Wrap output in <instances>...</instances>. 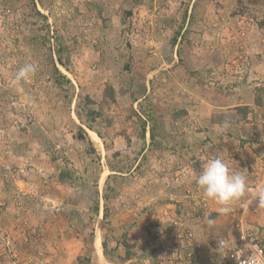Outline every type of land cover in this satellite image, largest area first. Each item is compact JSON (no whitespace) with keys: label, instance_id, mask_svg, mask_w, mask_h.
Returning <instances> with one entry per match:
<instances>
[{"label":"rangeland","instance_id":"374dc122","mask_svg":"<svg viewBox=\"0 0 264 264\" xmlns=\"http://www.w3.org/2000/svg\"><path fill=\"white\" fill-rule=\"evenodd\" d=\"M209 35L222 40L215 63L225 62L201 77L215 78L209 88L188 69L187 91L222 101L234 84L252 83L253 106L234 116L251 113L241 130L264 146V0H0V264L163 261L177 220L209 254L242 226L264 237V209L252 199L261 166L245 169L249 191L228 214L206 203L190 223L135 211L152 202L157 168L145 135L181 79L154 71V57L170 39ZM26 62L37 71L17 83Z\"/></svg>","mask_w":264,"mask_h":264},{"label":"crops","instance_id":"0c3cea01","mask_svg":"<svg viewBox=\"0 0 264 264\" xmlns=\"http://www.w3.org/2000/svg\"><path fill=\"white\" fill-rule=\"evenodd\" d=\"M221 41L219 36L209 35L202 38L196 37L195 41L192 40V42L185 40L177 46L173 45L170 39L164 51L159 52L154 57L159 61L153 62L157 66V70L154 71H166L165 75L168 76L170 83L175 82L174 74L181 76V79L178 83V96L164 98L163 106L157 110V114L152 120V123L157 124L158 129L153 132L149 131L145 135L146 144L144 148L155 156V167L160 169L157 166L159 163L164 167L163 170L155 168L156 171L153 173L152 184L150 185L151 190H153L152 202L149 201L148 203L146 199L140 200L138 204L140 207L135 209V211L141 210V219L152 211L148 216L150 218H161L169 221L181 217L190 223L189 219L192 218L194 209L202 208L201 204L206 203L207 208L216 207L214 202L206 200L202 196L195 183L196 175L210 157H222L233 171L236 169L245 170L248 167H254V165L257 166V169L259 166L264 169L263 144L258 145L256 141H251L255 137V133L252 131L241 130L243 126V128L249 127L247 120H251V113L247 115L246 119H244L245 117L242 119L234 116L236 108L253 106L252 102L250 103L252 83L247 84L246 81L239 79L241 82L234 84L232 90L229 91L232 94L226 92L229 97H224L226 100L222 101L217 97L204 98L199 93L196 97V91L191 93L187 91L189 85L188 69L191 71L200 69L203 74L201 76L195 74V76H200V79L209 69V66L213 67L214 71L210 70L211 72L218 73L219 62H225L223 59L215 63ZM212 43H215L217 47L214 45L215 50L207 51V46L209 48ZM159 63L160 65H157ZM228 75L231 76L232 73ZM197 80L199 79L197 78L195 83L198 88ZM201 81L206 82L208 88L212 86L211 84L215 85V78L211 76ZM222 84L225 85L224 79ZM214 88L216 89V87ZM195 97L196 99H194ZM116 143L120 144V140ZM251 144L255 146L253 147ZM252 159L254 162L251 161ZM183 178L187 179V182L184 183L185 179ZM163 185L167 191L161 189ZM187 188H190L192 195L187 194L189 191L186 190ZM143 205L150 206V209L143 210ZM178 211L180 212L178 213ZM124 215L127 214L124 213ZM225 261L218 256L212 257L205 251L200 254L196 261L187 264L229 263ZM145 264L174 263L168 259L163 261L154 259L152 262L147 259Z\"/></svg>","mask_w":264,"mask_h":264},{"label":"clouds","instance_id":"9594fccd","mask_svg":"<svg viewBox=\"0 0 264 264\" xmlns=\"http://www.w3.org/2000/svg\"><path fill=\"white\" fill-rule=\"evenodd\" d=\"M37 71L35 63L26 62L18 68L14 80L19 83L27 81ZM247 170L233 171L220 156L210 157L203 164L202 170L196 175L195 183L202 196L218 205L217 212L221 215L231 212V206L249 191ZM253 200L257 208L264 209V186L256 188ZM209 224L214 223L207 218ZM222 251L221 245L219 248Z\"/></svg>","mask_w":264,"mask_h":264},{"label":"built area","instance_id":"2783aa9c","mask_svg":"<svg viewBox=\"0 0 264 264\" xmlns=\"http://www.w3.org/2000/svg\"><path fill=\"white\" fill-rule=\"evenodd\" d=\"M183 223L181 220L174 222L177 235L174 234L167 243L168 260L174 264L191 263L205 252L203 245L195 241L192 230L185 228ZM211 249L212 257L218 256L230 264H264V237L245 226L236 237L221 239Z\"/></svg>","mask_w":264,"mask_h":264}]
</instances>
